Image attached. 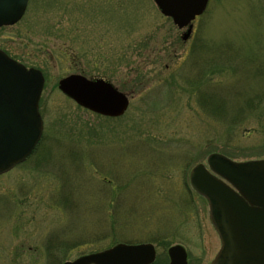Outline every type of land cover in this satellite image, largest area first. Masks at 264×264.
<instances>
[{"label":"rangeland","instance_id":"obj_1","mask_svg":"<svg viewBox=\"0 0 264 264\" xmlns=\"http://www.w3.org/2000/svg\"><path fill=\"white\" fill-rule=\"evenodd\" d=\"M184 31L154 0H29L0 27V48L45 76L43 140L0 175V264L120 242L219 249L189 172L214 152L264 158V0H210ZM72 73L108 79L128 109L79 105L58 88Z\"/></svg>","mask_w":264,"mask_h":264},{"label":"water","instance_id":"obj_2","mask_svg":"<svg viewBox=\"0 0 264 264\" xmlns=\"http://www.w3.org/2000/svg\"><path fill=\"white\" fill-rule=\"evenodd\" d=\"M209 0H155L161 12L179 27L201 14ZM28 0H0V26L16 23ZM41 70L26 67L0 49V174L22 162L43 133L39 100L44 86ZM60 90L78 104L106 116H120L129 106L128 95L103 78L70 74L59 80ZM190 171V183L209 203L211 221L221 248L211 264H264V158L236 161L211 153ZM150 243L114 246L79 256L63 264H149ZM170 264H186L181 245L170 247Z\"/></svg>","mask_w":264,"mask_h":264},{"label":"flooded vegetation","instance_id":"obj_3","mask_svg":"<svg viewBox=\"0 0 264 264\" xmlns=\"http://www.w3.org/2000/svg\"><path fill=\"white\" fill-rule=\"evenodd\" d=\"M198 236H200L198 234ZM200 240V239H198ZM148 243V242H147ZM154 247V260L150 262L149 264H169L171 259L169 255V247L164 251V249H161V244L155 243V242H149ZM195 244V243H194ZM186 251V257H187V264H210L213 258L215 257L218 250L211 256V252L208 250L209 247L207 244H195V247L199 248V252L195 253L192 249L189 250L188 246H185ZM191 248V247H190ZM196 248H194L195 250ZM211 256V257H210ZM210 258V259H209ZM209 259V260H208Z\"/></svg>","mask_w":264,"mask_h":264}]
</instances>
